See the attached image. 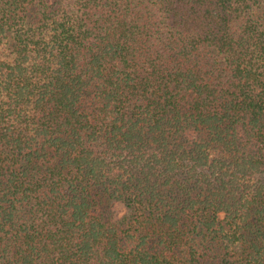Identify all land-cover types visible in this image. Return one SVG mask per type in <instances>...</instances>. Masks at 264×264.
I'll return each instance as SVG.
<instances>
[{"label": "trees", "instance_id": "trees-1", "mask_svg": "<svg viewBox=\"0 0 264 264\" xmlns=\"http://www.w3.org/2000/svg\"><path fill=\"white\" fill-rule=\"evenodd\" d=\"M0 264H264V0H0Z\"/></svg>", "mask_w": 264, "mask_h": 264}]
</instances>
